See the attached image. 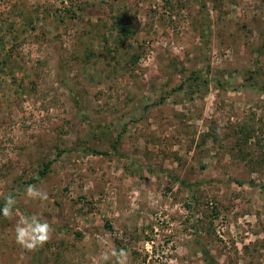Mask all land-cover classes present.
<instances>
[{
    "label": "rangeland",
    "instance_id": "374dc122",
    "mask_svg": "<svg viewBox=\"0 0 264 264\" xmlns=\"http://www.w3.org/2000/svg\"><path fill=\"white\" fill-rule=\"evenodd\" d=\"M263 84L264 0H0V264H264Z\"/></svg>",
    "mask_w": 264,
    "mask_h": 264
},
{
    "label": "clouds",
    "instance_id": "9594fccd",
    "mask_svg": "<svg viewBox=\"0 0 264 264\" xmlns=\"http://www.w3.org/2000/svg\"><path fill=\"white\" fill-rule=\"evenodd\" d=\"M26 195L31 199L46 200L47 193L34 186L27 188ZM15 199L8 196L5 204L0 208V214L5 217L13 215ZM50 226L36 215L21 216L15 228L16 242L29 250L42 247L49 239ZM94 264H129V253L124 249L114 247L107 249L101 256L94 258Z\"/></svg>",
    "mask_w": 264,
    "mask_h": 264
},
{
    "label": "trees",
    "instance_id": "16d2710c",
    "mask_svg": "<svg viewBox=\"0 0 264 264\" xmlns=\"http://www.w3.org/2000/svg\"><path fill=\"white\" fill-rule=\"evenodd\" d=\"M204 7V6H203ZM248 82H249V80H250V82L252 81V86H259V82H257L256 80H255V77H254V75L253 76H249V77H247V79H246ZM258 88H260V90L262 91V92H264V84L262 85V86H260V87H258ZM45 168L46 169H44L42 172H40L39 174H40V176H44L46 173H47V168H48V166L47 165H45ZM201 253H202V257H203V260H204V262L206 263V264H213V258L211 257V255L209 254V252L206 250V249H203L202 251H201Z\"/></svg>",
    "mask_w": 264,
    "mask_h": 264
}]
</instances>
